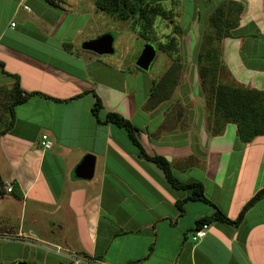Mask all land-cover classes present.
Segmentation results:
<instances>
[{
	"label": "crops",
	"instance_id": "0c3cea01",
	"mask_svg": "<svg viewBox=\"0 0 264 264\" xmlns=\"http://www.w3.org/2000/svg\"><path fill=\"white\" fill-rule=\"evenodd\" d=\"M22 1L12 17L17 18ZM234 1L244 3L245 11L238 37L224 41V61L238 84L264 91V0ZM5 3L0 0L5 72L19 77L23 91L61 101L33 96L17 107L31 104L32 116L21 121L16 108L14 127L0 138V158L14 169L13 191L0 193V264H75L72 258L78 256L85 258L82 264H264V197L237 227L214 221L205 238L192 241L198 222L212 216L215 208L186 201L187 191L171 186L159 167L136 155L127 131L99 124L95 117L83 121L84 106L93 96L89 92L101 98L106 112L121 114L140 130L150 126L154 112L138 127L127 93L50 60L55 49L62 61L80 68L101 62L80 54L81 44L90 40L82 33L65 34L58 47L48 48L68 17L65 10L57 15L52 8L63 7L47 2L52 10L42 6L36 14L24 6L19 24L7 29ZM191 91L187 99L199 112L193 109L184 129L162 123L165 127L158 125L154 131L157 139L141 130L140 141L149 155L171 163L177 179L201 182L210 201L234 221L264 189V136L241 143L233 123L212 136L203 100L198 103ZM19 124H25V131H18ZM43 135L52 142L49 150L41 145ZM89 154L96 159L93 179L76 178V166ZM15 246L20 255L10 259Z\"/></svg>",
	"mask_w": 264,
	"mask_h": 264
},
{
	"label": "rangeland",
	"instance_id": "374dc122",
	"mask_svg": "<svg viewBox=\"0 0 264 264\" xmlns=\"http://www.w3.org/2000/svg\"><path fill=\"white\" fill-rule=\"evenodd\" d=\"M46 1L63 7V9L56 10L52 8L57 15L63 13L64 10L68 15L57 40L49 41L48 48L58 47V40L65 34H68V37L70 35L74 37L77 33L79 35L82 33L90 40L105 34H111L114 37L115 52L109 55H98L83 50L81 44L79 52L82 56L101 61L89 65L87 68L83 65L80 68L62 61L54 48L52 50L54 55L50 60L73 72L82 70L83 74L91 75L98 85L119 87L125 94L127 93L131 107L130 112L134 117L132 119L139 125L138 127L148 123L146 115H149V112H154L150 126L148 128L141 127L144 133H149L157 139L159 136L154 131L158 125L163 126L162 123H165L167 127L184 129L190 120L189 117H193L194 110L199 112V108H195L196 103L193 101L189 103L187 99V95L191 94L193 88L197 102L202 103L201 100H203L204 116L208 119L212 118L214 111L206 102L207 99L209 100V95L206 93L207 98L201 96L199 76L198 79L195 77L198 74V66L193 62V53L199 42V23L203 24L204 28H208L209 16L224 0H147L149 1L148 7H154L158 12L156 16H151L152 24L148 29L143 28V25L125 21L98 10L96 8L97 0H23L18 8L17 18L12 15L19 0H6L2 9L3 26L8 29L12 28L11 23L19 24L20 16L26 12L24 6L30 7L36 13L42 11V6L49 7L51 5ZM147 43L157 46H155L157 55L150 69L144 71L136 66V60ZM210 43L208 41V44ZM211 44L220 46L221 43L214 41ZM219 79V83L238 84L231 76L227 66L220 69ZM13 86V80L4 75L0 67V131L5 129L10 122L6 107L11 101ZM152 89H155L153 97L151 96ZM94 101V96L90 95L84 106L86 107V116L83 117V121L86 118L89 119V116L95 117L91 111ZM32 108L31 104L17 108V118L21 121H28V118L32 116ZM106 110L104 109L100 113L101 119H104ZM56 112L60 113L61 111L58 109ZM83 124L84 122L82 126ZM116 128L119 127L116 126ZM163 128L160 129L161 132L164 130ZM121 129L126 131L124 128ZM18 131H25V124L20 125ZM195 175L198 173L193 174V176ZM0 178L5 183L4 185L0 184V193L2 190L7 192V184L14 186V169L3 156L0 158ZM13 251L8 254L10 259L20 255L17 246L13 248Z\"/></svg>",
	"mask_w": 264,
	"mask_h": 264
},
{
	"label": "trees",
	"instance_id": "16d2710c",
	"mask_svg": "<svg viewBox=\"0 0 264 264\" xmlns=\"http://www.w3.org/2000/svg\"><path fill=\"white\" fill-rule=\"evenodd\" d=\"M47 2L55 5L49 1ZM148 2L147 0H97L96 8L117 16L119 19L143 25V28L148 29L152 24L151 16H156L158 13L154 7H148ZM244 11V3L234 0H224L209 16L208 28H204L203 24L199 23V42L194 49L193 62L198 66L201 96L207 98L206 96L209 95V100L207 99L206 102L214 111L212 118H207L208 132L212 136L220 135L228 123H233L237 126L239 141L241 143H249L258 136H264V91L247 88L235 83L231 85L219 83V71L226 67L223 55V42L228 38L238 37L240 17ZM179 32L182 35L181 30ZM206 32L209 33L207 34ZM206 36L211 38H207ZM208 41L211 43L217 41L221 44L220 46H213L211 43V45L208 44ZM0 67L3 74L11 78L14 83L12 98L6 107L10 122H8L5 129L0 131L1 138L11 131L15 125V109L25 104L33 96H40L56 101L61 100L51 98L39 92L30 93L23 91L20 86L19 77L5 72L4 64L1 61ZM89 93H92L95 99L91 110L99 124H113L124 128L135 147L136 155L140 159L150 161L159 167L171 186L187 191L188 196L186 201H200L215 208V213L210 217L200 220L197 226L203 223L209 225V223L219 221L237 227L243 221L246 212L264 197V189L258 191L244 206L238 218L234 221L230 220L206 196L201 182L180 181L173 175L171 163L165 157L158 154L149 155L140 141L141 130L133 125L132 122L116 112H106L104 119H101L100 113L104 111L102 100L94 92ZM154 93L155 89H152V97ZM0 184H2L1 178ZM182 204L181 202L178 203L181 213L184 212Z\"/></svg>",
	"mask_w": 264,
	"mask_h": 264
},
{
	"label": "water",
	"instance_id": "95a60500",
	"mask_svg": "<svg viewBox=\"0 0 264 264\" xmlns=\"http://www.w3.org/2000/svg\"><path fill=\"white\" fill-rule=\"evenodd\" d=\"M114 37L111 34L102 35L96 39L86 41L82 44V49L91 51L98 55H109L115 52ZM157 50L154 45L147 43L144 45L139 57L136 60V66L144 71H148L155 60ZM96 159L92 155H86L76 166L74 175L83 180H92L95 174ZM16 264H29L24 261Z\"/></svg>",
	"mask_w": 264,
	"mask_h": 264
},
{
	"label": "built area",
	"instance_id": "2783aa9c",
	"mask_svg": "<svg viewBox=\"0 0 264 264\" xmlns=\"http://www.w3.org/2000/svg\"><path fill=\"white\" fill-rule=\"evenodd\" d=\"M25 8L28 9V7H25ZM12 26H14V24H12ZM41 145L44 150L51 149L52 142L47 135L42 136ZM6 188H7V192H11L13 189V186L12 184H7ZM208 229H209V225L206 223H203L197 226V228L192 232V235H191L192 241L197 242L205 238L207 235ZM60 251H61L60 249H57V252H60ZM72 259L74 260L75 264H82L86 261L85 258H82V257H76Z\"/></svg>",
	"mask_w": 264,
	"mask_h": 264
}]
</instances>
